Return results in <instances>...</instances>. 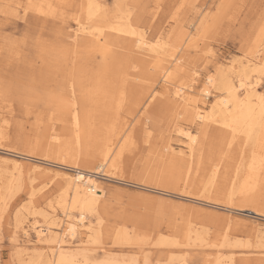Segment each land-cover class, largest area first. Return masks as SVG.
I'll use <instances>...</instances> for the list:
<instances>
[{
    "label": "rangeland",
    "instance_id": "374dc122",
    "mask_svg": "<svg viewBox=\"0 0 264 264\" xmlns=\"http://www.w3.org/2000/svg\"><path fill=\"white\" fill-rule=\"evenodd\" d=\"M26 1L29 2H4L13 9L9 14L15 15V26H2L0 30L16 36L24 34L23 19L29 13V7L24 5ZM91 1L98 3L102 11L99 8L97 15H104L105 21L118 27L131 26L134 32L133 36L121 34V38H115L116 51L122 60L120 69L128 71L125 79H131L128 81L130 88H118L122 76L113 70L110 77L119 91H116V99L113 97L115 109L112 115L108 113L109 117L107 113L100 114L101 124H111L114 141L119 138V145L122 140L121 156L111 169H104L99 168V158H89L96 157L94 151L78 155L70 118L63 122L64 117L51 102L59 95L46 90L61 86L70 73L74 77L70 82H81L87 91L92 90L95 81L106 77L102 78L103 74L97 69L100 56L94 55L86 63L69 59L59 63V48L48 44L49 51L57 53L47 54L48 58L41 64L43 56L38 53L41 49L34 46L30 38L25 40L27 46L20 49V61L8 64L1 56L0 264H46L50 261L49 254L55 246L39 241L32 226L45 224L62 233V211L70 200L64 192V178L74 177L78 171H84V176L97 183L102 197L84 221L86 227L96 232L92 234V242L87 243L83 234L74 239L67 235L63 238L60 250L68 259H77L81 264H264V212L255 214L251 206L239 207L242 205L239 201L244 199L238 192L242 183H247L250 172L263 174L255 161L264 156V148L257 144L262 137L264 117L255 128L252 141L243 134L235 137L229 132L225 134L218 124L203 134V124L189 121L182 107L174 103L177 84L203 91L209 79L236 81L235 76L243 72L251 57L263 60L264 0ZM34 2L48 32L65 28L68 37L77 31L79 22L86 31L91 25L96 27L84 9L86 6H80V0L72 7L64 6L60 0H53L50 6L42 4L43 0ZM101 31L110 33L107 29ZM79 34L77 44L89 38ZM140 39H146L157 54L152 52L154 59L140 54L143 61H133L127 68L128 60L122 53L128 51L123 49L133 48L135 44L129 40ZM29 62H36L34 73L40 82L33 77L30 79ZM259 76L255 90L264 96V73ZM249 77L255 81L257 74ZM168 78L171 82L166 81ZM220 93L222 90L218 86L211 89L207 97L201 98L199 107L209 113ZM10 95L30 100L25 104L18 100L11 104L5 100ZM89 111L92 113L94 109ZM188 131L196 135L199 142L192 167H189L191 177L186 182L183 176L188 171L189 153L184 133ZM52 133L58 142L71 144V152L65 155L62 150L58 152L47 146ZM228 145L229 152L224 158ZM168 148L174 149V157L167 156ZM204 155L206 163L200 159ZM72 157L74 160L79 157L77 169ZM263 175L258 177L259 189H263L259 190L262 200L259 209L264 211ZM74 210L72 213L78 218L80 210ZM58 223L62 225L61 230L54 227ZM79 226L76 231L84 230ZM218 257L221 263L215 261Z\"/></svg>",
    "mask_w": 264,
    "mask_h": 264
},
{
    "label": "bare ground",
    "instance_id": "6f19581e",
    "mask_svg": "<svg viewBox=\"0 0 264 264\" xmlns=\"http://www.w3.org/2000/svg\"><path fill=\"white\" fill-rule=\"evenodd\" d=\"M52 1L53 0H43L42 4L46 3V4H49V6H50V5H52ZM60 1H62L64 6H68V7H72L71 5L75 4L77 2V0H70V1L69 0H60ZM4 2H6V0H0V28L2 26L3 27L15 26V25H13L14 20H15V15L9 14V13H12L13 9H10L11 7L6 5ZM36 4L37 3H35L34 0H29V2L26 1V3H24L26 8L29 7V13L26 14L25 18L23 19L24 34H21V36H18V35L16 36L15 34H12V35L6 34L7 33L6 30H0V50L2 51V52L0 51L1 52L0 57L4 56L3 59L6 62H8V64L15 63V61H17V59H19V56H21V54H22V52H20V49H24L27 46V43L25 42V40H28L29 38L34 40V42L32 43V44H34V46H37L39 49H41L40 51H38L39 55L43 56L42 59L40 58L41 64H43L45 59L48 58L47 54H51V53L56 54L57 53V51H49L48 48H50L51 46H49L48 44H50L52 46H57L59 48L58 52L61 53V57H60L61 60L59 59L60 60L59 63L65 62L68 59H69L68 61H71V62L72 61H75V62L76 61H78V62L79 61H85V63H86V62H89L90 59H92L94 57V55H95V57H96V55L100 56L101 61H100V64H99L97 69H99V71L103 74L102 78L104 76H106V77H104L102 81H95L94 87L92 90L87 91L85 89V86L82 85L81 82H79V83H76L75 81L70 82V81L74 80V77L72 75L73 73L72 74L70 73V76L68 75L69 76L68 80L66 79L64 82H62L61 86H59V87L56 86L55 87L56 89H54V90H51L49 88H47L46 90H47V92L51 91V93L53 91V93L59 95V97L57 96L58 97L57 99H55L54 101H51V102L52 103L54 102L56 104L55 107L58 108V110L62 114V117H64L63 122H66L67 121L66 119L70 118L69 120H71V123H72V128L70 130L74 131V133L72 132V134H75L74 142H76V145L78 146V151H76L78 153V155H84L88 151H94L96 157L95 156H91V157L88 156V157L91 158V160H95V158H99L100 163H101L100 164L101 166L99 165V168L108 169L111 166L113 167L114 162L116 160H118L121 156L122 147H120V144L123 142L121 140L119 145H118L119 141H117V140L119 138L114 141V136H113V133L111 131V127H112L111 124L110 123L101 124V117L102 116H100V114L104 116V114L107 113L106 115L108 116V113H110L112 115L111 112L113 109H115L113 107L116 105L113 102L115 101L114 98L116 96V91H118L117 89L118 88L123 89V88L130 85V82L128 83V81H130L131 79H129V80L125 79L128 71L120 69L121 65H122V60L119 58L120 55L116 51L117 45L115 42V38L116 39L121 38V34L133 36L134 32L132 31L131 26L118 27V26L114 25V23H111L110 21H105L104 15H97V13L99 11L98 9L100 8V6H98V3L96 1H91V0H89L88 2H86V1L84 2V0H80V6L81 7L86 6V8H84V9L85 10L87 9V13H88L87 15L91 19L94 20L96 27L91 25V26H89L91 29H89V31H86V29L82 26L81 22H79L78 28L76 29L77 31H75L73 34H70L68 37H66L65 28H61V29L56 28L53 31L48 32L50 30H47V25H45V20H43L42 17L39 15L40 13L37 11V8H36L37 5ZM116 4H117V2H116ZM34 5H36V6H34ZM119 8H121L120 4H119ZM101 11H102V9H101ZM107 16H108V14H107ZM123 16H124V14H123ZM102 19H104V20L102 21ZM123 19H125V18H123ZM98 22H100L102 25H100V23H98ZM102 29H107L108 32L110 31V33L104 34L101 31ZM84 31H86V33ZM79 33L86 34L89 36V38H83V39H87V40L81 39L82 43L77 44L78 36L80 35ZM67 39L72 40V41L69 43V42H67ZM129 42H133L135 45L133 46V48L129 47V48L123 49V50L128 51L127 53L126 52L122 53L123 56L125 55L127 57V60H128V63H126L127 68H130V65L133 63V61L134 62L143 61L142 56H140V54L144 55L147 58H153V56L156 53V52H153V49L152 50L150 49V45L146 42V39L145 40L140 39V40H135V41L129 40ZM47 45H48V47H46ZM134 48L139 49V51L134 50ZM147 48H149V50ZM3 49H5V51ZM250 49L251 48L249 47V50ZM152 52L154 53V55H151ZM250 52H251V50L249 51V53ZM258 53H259V51H258ZM19 61H20V59H19ZM180 61L181 60H178V62H180ZM246 62L247 63H246V66H245L243 72L240 73L239 75L235 76L236 81H230V80L229 81H222V80L217 81L214 79H209L208 80L209 85L203 91H199L193 87H189L186 89V87L181 86V84L180 85L177 84L178 86L175 85L176 86V87H174V88H176L174 90V98H175L174 103H175V105L178 106V108L182 107V110L184 112V116H186V118L189 121L197 120L198 122L203 124L202 125L203 131L201 130L203 134L206 133L209 130V128H211V126H215L218 124L221 127H223L225 134L229 132V134L233 135V137H235V135L238 136L240 134H243L247 140H250V141L253 140L255 128L261 124L262 118L264 117V96L259 95L255 90V88L259 85V81H260L259 75H262L264 73V58H263V60H261L258 56H253L250 59H248ZM29 63H31V62H29ZM181 63H182V61H181ZM35 64H36V62H34V64L31 63L28 67L29 68L28 73L31 75L30 79L32 77L33 78L36 77V74L34 73L37 71ZM149 65H151V64H149ZM31 67L34 68L35 70H33ZM113 70L114 71L117 70L119 75L122 76V79L121 80L119 79L120 84H119L118 88L115 85L116 89L113 86L114 82L112 80H114V79H112V77H110L111 76L110 74L112 73ZM28 73L26 72V74H28ZM156 73H157V71H156ZM253 73L257 74V78L254 79L255 81L250 80V77H249V75H251ZM97 75H98V73H97ZM130 78H131V76H130ZM37 79L35 78V81H39V79L38 80ZM98 80H100V79H98ZM166 81L171 82L169 78L166 79ZM217 86L219 87V89L222 90V93H220V96L218 97V99L215 100V103H214L215 105L212 108V110L209 113H207L203 108L199 107L200 103L202 102L201 98L207 97L210 94L211 89H213L215 87L217 89ZM129 88H130V86H129ZM32 93H33V95L36 94L35 91ZM121 93L122 92H120V96H121ZM118 95H119V93H118ZM8 96H6L5 100L11 104H12V102L17 101V100L20 102L24 101V104H25L26 102L28 103L27 100H30V99L19 100L17 98H13L11 95H10V98ZM150 96L151 95L149 94V97ZM193 96H194V98H193ZM25 97H26V95H25ZM52 97H55V96H52ZM119 101H120V99H119ZM116 102H117V100H116ZM117 103H119V102H117ZM118 106H119V104H118ZM90 109H91V111H93V109H94V111L92 113H90V111H89ZM124 109H126V107ZM116 112H117V110H116ZM114 114L115 113L113 112V116H114ZM117 116L118 115H116V118H117ZM105 117H104V119H106ZM98 122H100L101 125H98ZM118 123H119V121H118ZM263 125H264V121H263ZM214 128H216V127H214ZM104 129H105V131H104ZM64 132H66V131H64ZM259 132H260V130H259ZM240 136H242V135H240ZM55 137H56L55 134L52 133L51 140L49 142L47 141V146H49L53 149H58V152H59V150H62L64 152V154H65V152H68V153L71 152V148L69 146L71 144L64 145L60 141L58 142ZM263 137H264V126H263V130H262V137L260 136V138L257 141L258 147L260 146V148H264V138ZM184 138L186 140V152L189 153V156H188L189 159L187 160L188 161V165H187L188 171L183 176V180L186 182H189V178L191 177L190 176L191 170L189 169V167L193 163L195 153H196L195 148H196L197 142H199V141L197 140V136L193 135L190 131L184 133ZM237 140L238 139H236V141ZM223 141H221V142H223ZM233 144H234V142H233ZM229 147H230V145L227 146L225 152L223 153L224 158L227 156V154L229 152V149H228ZM167 150L169 151L167 153V156H173L174 157V154H175L174 149L168 148ZM259 150H262V149H259ZM197 151H198V149H197ZM232 151H233V149H232ZM46 153H47V151H46ZM198 154H199V152H198ZM59 156H60V154H59ZM76 156H77V154H76ZM254 157H253L254 160L259 159L258 161H255L256 164L258 165V168H259L258 171H262L261 173L264 174V156L261 158L258 157L256 159ZM74 158L71 161H73ZM205 158H206V156L204 155L200 159H204V162H205L206 161ZM76 160L78 161L79 157H77ZM76 160H74V162H75V167L77 169ZM184 162H185V160H184ZM241 165H243V164H241ZM44 171H45V169L43 170V172ZM83 172L84 171H78V172H76V175L74 177L73 176H67L64 178V188L66 190V191L64 190V192H66L69 195L70 200H69L68 206L65 209H63V211H62V214L64 215V219L61 220V222H60V223H63L62 233H58V232L53 231L52 230L53 228H51L49 225H45V224L41 225L39 223H35L32 226V230L34 231V233L38 237L39 241L45 242L46 244H51L52 246H55V249H53V251H51L49 254L50 261L47 262L46 264H81L80 261H78L77 259H68L64 253H61L60 248L62 247V245L64 243L63 238L65 237V235H67L68 237H70V239H74L76 236H79V234H81V235L83 234L84 237L86 238V242L91 243L92 239L94 238V237L92 238V234H96V232L95 233L92 232L93 231L92 228L86 227L84 225L85 224L84 221L86 220V214L91 212L92 210H94V208L98 205L102 196L99 195L100 191L98 190L97 183L94 180H92L91 178L84 176ZM105 172L108 173L107 170ZM263 174L258 175V172H250L249 177L247 178V181H246L247 183H245V182H244V184L242 183L240 189H238L239 194H241L240 196L244 199L242 201H239L240 203L242 202V205L239 207L251 206L254 209L255 212L254 211L253 212L255 214H257L258 212H261V213L264 212L262 209H259L260 201H262L261 200V194L259 193L260 192L259 190H263V189H259V185H260L261 181H260V178L258 177V176L263 175ZM263 177H264V175H263ZM261 179H262V177H261ZM250 183H251V185H250ZM157 184H155V185H157ZM231 191H233V190H231ZM262 194H263V191H262ZM74 209L80 210L79 214H77L78 218H76L72 213V210L75 211ZM55 211H56V209H55ZM55 215H56V213H55ZM75 220H77V221H75ZM60 223L54 224V227L61 230L62 225ZM78 226L84 228V230H82L80 232L76 231ZM56 234L57 235L59 234V236L56 237ZM25 235L29 236V233L25 232ZM95 237L98 238L97 236H95ZM48 246H50V245H48ZM57 248L60 251L57 250ZM219 259L220 258L218 257L215 261H218L219 263H221ZM84 260H86V259H84ZM111 263H114V262H111Z\"/></svg>",
    "mask_w": 264,
    "mask_h": 264
}]
</instances>
